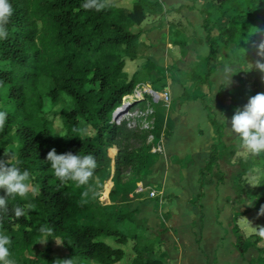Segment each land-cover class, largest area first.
<instances>
[{
	"label": "trees",
	"instance_id": "16d2710c",
	"mask_svg": "<svg viewBox=\"0 0 264 264\" xmlns=\"http://www.w3.org/2000/svg\"><path fill=\"white\" fill-rule=\"evenodd\" d=\"M10 3L14 11L6 26L8 35L0 39V109L8 112L6 124L0 128V156L12 149L13 162L19 160L22 168L29 169L32 183L38 189L26 197H9L8 211L0 212V231L7 232L12 241L11 258L16 264L27 262L28 248L39 236L38 227L47 223L53 227L56 238L62 240L66 259L73 257L77 264H86V259L116 264L128 252L132 254L129 264H164L161 239L146 233L147 228L137 221L136 208L111 203L98 204L93 210L77 199L81 190L73 186V181L61 183L45 160L47 151L53 147L57 153L93 154L97 167L88 183L107 172L112 161L116 179L121 166L134 161H140L143 169L147 166L151 146L147 144L139 151L124 146L122 138L132 135L125 122L116 123L114 113L124 97L133 95L138 83L147 81L142 77H148V71L146 76L140 70L129 75L125 65L138 57L142 46L149 44L141 24L148 15L161 11V1L10 0ZM85 3L91 6L86 8ZM211 6L222 17L227 16V22L218 27L217 37H212L207 30L210 9L206 6L201 10L210 51L206 56V72L197 73L195 79L206 89L191 94L183 85L181 92L187 100H200L218 139L210 146L206 163L199 170L195 203L203 186L212 182L217 145L222 138V124L208 101L209 76L215 69L210 61L218 60V54L222 64H243L246 59L264 61V57L257 56L255 47L264 38V0H211ZM246 72L252 80L248 82L240 75L241 86L229 93L233 102L264 93V74L255 67ZM62 94L70 97V106L53 111L63 123L64 132L60 136L54 133L52 121L43 110V99L47 97L58 104ZM81 119L91 124L94 130L91 135L81 133ZM113 147L117 148L116 154ZM237 165L236 193L242 190L251 170L258 176L256 185L245 192L264 224V153L240 156ZM28 203L34 205L28 214L15 217L13 208ZM90 212L89 219L80 221V216H88ZM237 238L242 253L249 247L264 251V236L258 235V231L247 239L239 234Z\"/></svg>",
	"mask_w": 264,
	"mask_h": 264
},
{
	"label": "rangeland",
	"instance_id": "374dc122",
	"mask_svg": "<svg viewBox=\"0 0 264 264\" xmlns=\"http://www.w3.org/2000/svg\"><path fill=\"white\" fill-rule=\"evenodd\" d=\"M160 1L162 7L161 11H158V14L148 15V18L141 24L143 28L145 25H152L154 23L153 26L147 28L153 30L151 34H148L147 32L149 31L143 28L145 31L147 30L145 35L149 44L147 46H142L138 57L133 61H127L125 65V70L129 75H132L136 70H140L143 76H146L145 73L148 71L149 76L142 77L147 79V81L138 83L133 95L124 97L121 106L114 113V120L116 123L122 124V122H125V126L130 130L132 135L130 138H126L125 136L122 138L124 146L135 148L138 151L147 144L151 146L146 158L147 166L143 169L140 161H134L127 166H121L119 170V179H116V177H114V162L112 161L109 170L96 176L92 182L84 185H78L73 182V186L81 190L77 199L89 205L93 210L98 204L106 205L111 203H115L117 206H122L123 208H130L135 205L134 198H137V200H139L138 202H142L143 205H145L144 203L146 202L148 203L144 206L145 209L147 207L155 208L159 216L158 206L160 202L148 198L150 191L153 190L151 186L155 185L157 189L162 190L164 184L166 186L167 183H170V188L172 187L171 184L174 182L176 190L184 192L183 195L187 194L189 190L191 191L193 200L196 199V192L193 193L194 188L196 189L198 186L196 180L194 181L196 176L195 173L198 167L203 165L202 160L208 156L210 152V148L205 147L201 140V136H205L204 139L205 142H207L208 135H206V133H208V121H205V111L202 109L200 102L192 101L188 104L187 102H183L186 100L183 96L182 98L184 100L179 96L183 90V85H185V88L188 89L191 94L197 92L201 93L206 89V86L198 83L195 78L197 73L206 72V56L210 51L205 40L207 30L212 37H217L218 27L227 22V16L222 17L216 7L211 6V0H199L196 2L197 6L193 5L191 7L190 5L189 7L196 8L199 13L204 7H209L210 15L209 18H207L209 28L206 30L201 25V29L196 31L188 24V21L185 20V23H182L181 20H177L178 16H173L168 5H165L164 0ZM166 10L168 16L166 15ZM200 14L203 17L204 14L202 12ZM154 19L156 22H153ZM220 57V54H218V60L216 58L210 61L211 66H214L215 69L209 76L211 86L208 89V101L212 105L214 111H216L217 120L222 122L226 127L224 138L230 145L226 146L222 141L220 142L222 145L218 144L217 160L218 165L219 160H221L220 165L222 169H225L223 173L224 177L228 176V178H233L234 187L235 175L237 171H239L237 160L240 156L248 155V153L240 149L238 140L230 134L220 113L230 119L234 109L247 102L249 97L233 102L229 97V93L231 89L241 86L240 75H243L248 82L252 80V76L246 71L252 68V64L254 65L255 61L246 59L243 64H235L231 81L224 87L225 82L219 75V70L223 65L222 62H220ZM245 88L249 89L248 86H245ZM164 93H169V96H165ZM190 104L197 105L198 108H195L193 105L190 106ZM65 106H70V97L65 94H62V98L59 100L58 104H53L50 98L45 97L43 99V110L52 121L53 131L57 135H62L64 128L60 116L54 114L53 111H58ZM159 113L169 119L167 127L163 126V128L160 124H156ZM187 114H190V116H187ZM197 119L198 122L196 123L195 121ZM80 123L81 129H84V135H91L94 132L88 121L81 119ZM154 125H157V127ZM174 125L177 126V129H179L181 133L190 131L193 136H196V143L199 147L198 150L191 148L194 146L193 142H191L187 147L183 144L176 145L173 147L172 152L168 150L165 153L163 143L165 141V136L163 133L169 129L171 131L173 127L175 128ZM162 128L163 133L160 135L159 133H161ZM173 131L174 129L172 132ZM113 148L116 154L117 148ZM172 153H175L174 155H177V157H184L182 158L184 162L180 164V162L174 161ZM5 154L9 155L11 159L14 158L12 149L7 150ZM213 175L216 179L221 176V170L218 168L217 164L213 166ZM246 181L245 184L242 182V190L237 192L239 201L249 198L245 190L248 187H254L256 185L258 176L255 170L249 172ZM233 189L235 190V187ZM174 192L175 189L173 187L171 190L164 189V191H162L164 195L163 205H165V202H170L172 200ZM209 193V191L206 193L208 198L205 203L207 234L213 229L211 221L212 217H214L213 212L209 209ZM149 197H151V195H149ZM199 199L200 198L196 201L198 202ZM181 204L180 202L176 204V206H180ZM184 211L186 210L184 209ZM252 213H254V211ZM89 217H91V212L88 216H80V221L84 222L86 219H89ZM180 217L183 218L185 215H180ZM136 218L140 225L146 226V221L138 218V213ZM252 221L256 224V227L253 226L247 230L237 228V231L234 232L237 233V235L239 234L242 238L247 239L251 233L257 232V225L264 227L262 216L256 210L255 213L247 219L246 224H251L250 222ZM57 239L59 240V238ZM238 246L240 249L241 241H239ZM126 249L128 252L129 247ZM251 251H253L252 248L247 251V254L250 253L249 257L253 253H251ZM66 252V249L61 243L57 244L52 238H49L47 242L43 244L36 241L28 248L26 254L28 258L27 262H23L22 264H54L56 260L66 259ZM131 255L132 254L129 252L126 253L121 262L117 264H129ZM255 255L253 259L256 257L254 260L256 264H264V251L259 250V254L255 252ZM85 263L98 264L96 261L90 259H86ZM56 264H60V262L57 261Z\"/></svg>",
	"mask_w": 264,
	"mask_h": 264
},
{
	"label": "crops",
	"instance_id": "0c3cea01",
	"mask_svg": "<svg viewBox=\"0 0 264 264\" xmlns=\"http://www.w3.org/2000/svg\"><path fill=\"white\" fill-rule=\"evenodd\" d=\"M197 1L199 0H164V3L165 5H168L171 10L170 12L173 13L174 17L175 15L178 16L177 20H181L182 23H185V20L188 21V24L198 31V29H201L204 16L202 17L200 14L201 12L199 13L196 8H191L193 5L197 6ZM190 5L191 7H189ZM167 13L166 10V15L168 16ZM153 22H156L155 19ZM153 24L145 25L143 28L147 29L149 26H153ZM147 30L149 31L147 32L148 34L153 32L151 29ZM179 97L182 98L181 95ZM192 101L200 102L198 99H186L183 102L189 104ZM191 105L193 104H190V106ZM193 106L198 108L197 105ZM202 109L205 111L204 118L206 121V110L203 106ZM190 114H187V116H190ZM168 120L169 119L163 116V114L159 113L157 116V125L160 124L162 127H167ZM195 122L197 123L198 119ZM220 123L222 124L221 141L224 145L228 146L230 144H228L224 138L226 127L222 122ZM174 126L175 128L173 127V132V129L171 131L169 129L163 133V127L161 133H159L160 135L163 133L165 136V141L163 142L165 153L168 150L172 152L173 147L176 145L183 144L187 147L191 142L194 144L191 148L198 150L199 147L196 143V136H193L190 131L187 133H181L179 129H177V126ZM207 127V142H205V136H201V140L203 141V145L211 150L210 146L213 143L218 142V139L209 122ZM222 143L219 144L222 145ZM217 147L219 148L218 145ZM172 154L174 161H177L178 163L180 162V164L184 162V159H182L184 157H177V155H174L175 153ZM207 157L208 156L202 160L203 165L198 167L197 172L195 173L196 176L194 181L196 180L198 184L196 189L194 188L193 190V193L196 192L195 194L199 191V170L205 165ZM220 161L221 160H219V165L218 160L216 163L221 170L220 180L212 176V182L203 186L202 195L196 203L193 202L191 191L188 190V193L183 195L184 192L176 190L175 182L171 184L175 189L174 197L170 202H165V205H163L164 195L162 191H164V189L171 190L172 187L169 188L170 183H167L166 186L164 184L162 190L157 189L155 185L151 186L155 195L149 197V194L148 198L160 202V205L158 206L159 216L157 215L155 208L147 207L145 209L144 206L148 204L147 202L143 205L142 202H138L139 200H137V198H134L135 205L133 207L137 209L138 218L146 221V233L155 234L161 239L163 248L162 254L164 255L165 260L164 264H256L254 261L256 257L255 259L253 258L256 256L255 252L259 254V251L253 247H249L246 251L241 253L238 246L239 241L237 234L234 232L235 226L241 230H247L253 226L256 227V224L253 221L250 222L251 224H246L247 219L255 213V210L252 209L253 201L249 198H246L243 201L238 200V195L233 189V178H228V176L224 177L223 173L225 172V169H222ZM208 191L210 192L209 209L213 212L214 217H212L211 221L213 229L207 234L205 203L208 198L206 196ZM180 202L182 203L180 205L181 207L176 206V204H179ZM184 209L186 211H184ZM253 211L254 213H252ZM180 215H185V217L181 218ZM257 227H260V225H257ZM251 248L253 250L251 251V253L253 252V255L251 254L249 257L250 253L247 254V251Z\"/></svg>",
	"mask_w": 264,
	"mask_h": 264
},
{
	"label": "clouds",
	"instance_id": "9594fccd",
	"mask_svg": "<svg viewBox=\"0 0 264 264\" xmlns=\"http://www.w3.org/2000/svg\"><path fill=\"white\" fill-rule=\"evenodd\" d=\"M91 3H85L84 7H90ZM13 7L10 0H0V39L7 37V24L13 15ZM257 56L264 57V38L255 45ZM264 74V61L258 59L252 67ZM234 74V65L232 63H224L219 70L220 78L227 86ZM230 134L234 136L239 143L241 150L246 151L249 155L257 156L264 153V93H256L247 99L242 106L236 107L230 119L220 113ZM8 112L0 109V128L6 124ZM81 133L84 129L80 130ZM62 136V135H60ZM45 160L48 162L52 170V175L61 183L73 181L78 185L87 184L89 178L93 176V172L97 167V161L93 154H81L71 151L57 153L53 147L46 153ZM32 174L27 168L20 166L19 160L13 162L9 155L0 156V189L3 195H0V212L6 213L9 206V197H26L29 192L36 193L37 187L32 183ZM34 207L31 203L23 206L17 204L13 208L15 217L26 216ZM264 211V206H262ZM39 236L37 242L46 243L52 238L57 244L62 240H58L54 235V229L47 223H42L37 229ZM258 235L264 236V227L258 228ZM11 237L5 231H0V264H16L11 258L10 246ZM60 264H77V261L71 257L64 260H56Z\"/></svg>",
	"mask_w": 264,
	"mask_h": 264
},
{
	"label": "built area",
	"instance_id": "2783aa9c",
	"mask_svg": "<svg viewBox=\"0 0 264 264\" xmlns=\"http://www.w3.org/2000/svg\"><path fill=\"white\" fill-rule=\"evenodd\" d=\"M164 95H165V96H168L167 93H164ZM150 195H151V196H154V195H155V192H154L153 190H151V191H150Z\"/></svg>",
	"mask_w": 264,
	"mask_h": 264
},
{
	"label": "water",
	"instance_id": "95a60500",
	"mask_svg": "<svg viewBox=\"0 0 264 264\" xmlns=\"http://www.w3.org/2000/svg\"><path fill=\"white\" fill-rule=\"evenodd\" d=\"M115 116V115H114Z\"/></svg>",
	"mask_w": 264,
	"mask_h": 264
}]
</instances>
